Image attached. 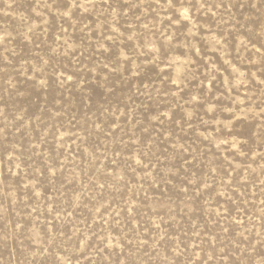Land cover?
<instances>
[{
	"label": "rangeland",
	"instance_id": "1",
	"mask_svg": "<svg viewBox=\"0 0 264 264\" xmlns=\"http://www.w3.org/2000/svg\"><path fill=\"white\" fill-rule=\"evenodd\" d=\"M0 264H264V0H0Z\"/></svg>",
	"mask_w": 264,
	"mask_h": 264
}]
</instances>
